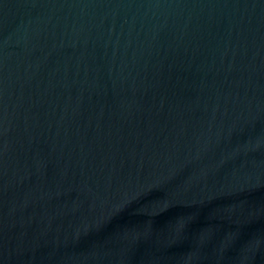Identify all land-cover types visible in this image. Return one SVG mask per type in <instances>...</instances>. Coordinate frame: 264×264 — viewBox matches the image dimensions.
Returning <instances> with one entry per match:
<instances>
[{"label":"water","instance_id":"1","mask_svg":"<svg viewBox=\"0 0 264 264\" xmlns=\"http://www.w3.org/2000/svg\"><path fill=\"white\" fill-rule=\"evenodd\" d=\"M0 264H264V0H0Z\"/></svg>","mask_w":264,"mask_h":264}]
</instances>
